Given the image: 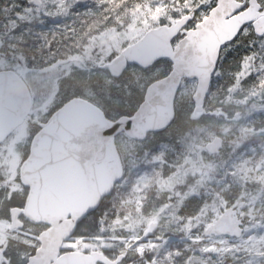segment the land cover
<instances>
[{
    "label": "rangeland",
    "instance_id": "374dc122",
    "mask_svg": "<svg viewBox=\"0 0 264 264\" xmlns=\"http://www.w3.org/2000/svg\"><path fill=\"white\" fill-rule=\"evenodd\" d=\"M25 1L26 5L20 1L25 10L16 11L18 15L13 24L25 13L22 24L29 23L32 17L39 22L49 18L53 28L61 27L59 23L65 22L75 2L40 0L39 5L35 6L31 3L32 0ZM177 2L178 0H150L149 6L139 16H134L130 25L120 27H115L113 5V16L108 30L102 31L97 41H94L96 37L91 41L88 38L80 47H73L71 42L76 41H70V47L67 46L69 52L44 67L29 68L28 60L23 54L28 51L18 44V40L9 42L7 50L0 55V71L12 70L23 77L32 94L34 106L30 117L0 146V249H5L10 254L11 264L26 261L28 254L39 247L34 239L36 236L25 234L28 237L25 238L20 231H13L9 220L8 203L21 197L23 186L18 179L19 166L27 155L32 136L59 105L75 96L89 100L115 116L135 110L142 100L145 87L166 75L169 64L162 60L148 70L130 69L125 74L128 75L127 81L123 76L119 79L111 78L101 67L111 61L106 58L115 56L123 44L129 45L138 41L148 30L164 24L162 21L172 22L176 16H181L187 10H190L188 14L196 11L193 18L199 20L203 11L213 5V0H204L203 4L198 3V0H185L179 5H176ZM259 2L263 11L264 0ZM9 13H12L11 9L0 8V16L3 18ZM96 22L97 20L89 21L86 28L92 29L85 31L87 36L91 34V37L96 33L93 30ZM65 27L70 26L67 24ZM186 27L192 28L190 22ZM48 28L51 29L49 26ZM65 35L69 38L75 37L71 28ZM239 37L243 40L239 50L244 47L243 51L250 55L240 61L234 85L225 87L220 82L228 74H225L227 64L223 60L229 53H234L238 45L233 41L224 47L221 66L215 74L219 86L206 103L207 111L220 112L221 116H204L198 120L191 117V97L195 82L189 81L182 83L175 100V107L179 109L178 122L161 133L159 138L151 136L143 142H134L125 136L117 139L122 158L128 164V176L139 156L152 145H156L158 140L174 141L178 154L171 148L167 159L175 164L176 171L159 186V181L157 182L158 201L154 210L152 208L125 214L121 219L109 222V215L115 210L117 194L115 196L114 193L111 204L102 213L99 226L101 235H98L100 241L82 245L81 249L88 250L99 245L112 249L118 247L120 251H128L130 259H134L133 251L137 247L141 244L150 245L156 239L161 242L156 245L157 252L164 245L166 247L168 242L177 241L183 244L190 253L193 264H232L228 259L236 257L237 254L245 256L243 261L249 264L252 261H256L254 264H264V128L253 130L252 125H245L247 120L264 115V85L242 84L251 71V63L264 57V37L255 36L249 27H244ZM0 48L2 50V46ZM261 80L259 77V81ZM214 137L222 140V148L216 155L211 156L206 152L205 145ZM227 182H234L240 187V193L233 199L230 207L243 221L244 238H204L198 231H204L224 210ZM183 186H186V190L180 195L181 192L177 189ZM121 187H124L122 182L118 189ZM139 198L140 196L134 197L137 211L141 210ZM192 199L195 200L192 202ZM201 199L204 200L202 203ZM146 205L145 201L141 202L142 207ZM117 215L116 212L115 216ZM152 223L156 226L150 227ZM26 227L31 233L38 231L32 224ZM261 228L263 230L258 233ZM143 238L147 240L145 243H141ZM165 239L168 241L166 244L163 242Z\"/></svg>",
    "mask_w": 264,
    "mask_h": 264
},
{
    "label": "water",
    "instance_id": "95a60500",
    "mask_svg": "<svg viewBox=\"0 0 264 264\" xmlns=\"http://www.w3.org/2000/svg\"><path fill=\"white\" fill-rule=\"evenodd\" d=\"M216 6L172 49L170 41L187 24L185 16L170 26L149 30L135 44L124 49L106 65L119 77L128 63L149 68L160 59H170L171 72L151 83L144 100L132 116L115 121L105 118L95 105L73 98L40 125L29 155L19 170L20 182L28 187L22 209L10 211L11 226L19 229L18 216L49 228L39 236L41 247L26 264H110L103 255L66 253L59 257L61 244L72 237L77 225L99 207L122 177L114 137L124 132L143 140L149 132L164 131L174 117V98L182 79H196L193 116L204 112L203 104L221 47L233 41L251 23L257 36H264V12L257 0H216ZM38 6L39 0H32ZM32 107L29 90L13 71H0V144L20 126ZM221 139L206 145L209 154L218 153ZM242 221L228 208L206 228L203 235L239 238ZM4 254L0 250V264Z\"/></svg>",
    "mask_w": 264,
    "mask_h": 264
},
{
    "label": "trees",
    "instance_id": "16d2710c",
    "mask_svg": "<svg viewBox=\"0 0 264 264\" xmlns=\"http://www.w3.org/2000/svg\"><path fill=\"white\" fill-rule=\"evenodd\" d=\"M20 1H23L24 4L26 2L25 0H0V8L11 9L12 11V13L5 15L4 18L0 16V46H2V50L0 48V55L7 50L9 42L18 40V44L23 46L28 51L23 54L28 60L29 68L37 69L57 61L68 53L69 48H67V46H69L70 41H76L71 42L73 47L75 45L80 47L85 40L87 42L88 38L91 39L92 36L89 37L91 34L87 36L85 33V31L92 29L86 28L90 20H98L95 23L96 27H93V29L97 30L95 34L100 33L99 31H104L105 29L107 30L109 24L111 23L109 21L113 16L111 6L115 5V27L128 26L134 16H139L142 10L149 6L150 0H75L71 9V14L66 17L65 22L59 23L61 25L60 28H53L52 21L49 18L46 21L39 22L36 19L34 20L32 17V20L29 23L22 24V19L25 13L22 14V18L17 19L16 23L13 24V20L18 15L16 11L25 10L24 7H21L23 3L20 5ZM182 1L184 2L185 0H178L176 5H179ZM198 1L200 4L204 3V0ZM194 2H197V0H194ZM194 2H192V4ZM16 4L19 6H16ZM208 9L209 8H206L203 11V13L199 16V20L207 14ZM189 12L190 10L185 11V13ZM191 15L192 18L194 15L196 16V11H193ZM199 20L193 18L190 22V26L193 27ZM67 24H69L70 27H65ZM48 26L51 27V29H49ZM70 28L74 32L75 37L69 38L65 35L68 33ZM242 42V37H239L236 40V46L238 45V49L234 53H229L223 60V63L227 64L225 65V70L227 71L225 74H228L226 79L222 78L220 82H223L225 87L234 85L236 82L235 75L240 61L242 59H246L250 55L249 53L243 51L244 47L242 48L243 50H239L242 46ZM220 66L221 63L219 65V69ZM251 67V71L248 72V75L242 81V84L246 86H255L256 83L264 85V57L260 60L252 62ZM259 77L262 79L261 81H259ZM216 89L217 82L215 81L210 89V95H212ZM61 105H59L57 109ZM130 114L131 112L126 115ZM220 114L221 113L218 112V115ZM120 115L124 114H118V116ZM245 125H252L251 128L253 130L264 128V115L257 117V119L254 118L247 120ZM153 136H158L157 138H159L161 134ZM262 136L264 141V134ZM170 146H172L174 153H176L177 150L173 143H157L156 145H152L144 154L139 156L136 165L133 167L132 171L129 172V176L128 172H125V176L122 181L124 187H121L120 189L117 187L114 192L115 196L117 194L115 210L110 213L109 222L121 219L125 214L146 211L152 208L154 210L158 201L156 199L157 180L167 179L168 177L165 176L172 172L174 168V164H171L167 159ZM155 153L157 154L155 155ZM157 158H159V160H156ZM226 185L227 189L224 191L226 200L225 208L230 207L233 199H235L240 193V187L234 182H227ZM217 188H219V186H217ZM26 191L27 190L22 187L20 199L10 200L8 203L10 208L22 207ZM137 191L139 193L137 196H140L138 202L140 203L139 208L141 210L139 211L135 210V201L133 196L134 192ZM129 192L131 193L129 194ZM114 193L101 203L98 210L89 213L84 218L83 222L77 228V236L95 237L100 234L99 226L102 222V213L106 210L107 206L111 204ZM142 201L147 203L145 207L141 206ZM116 212L118 213L117 216H115ZM24 222L27 225L31 224L27 221ZM36 227L41 228L42 226L37 225ZM262 230L263 229L261 228L258 233H261ZM198 232L202 235V230ZM6 253L7 258L9 259L10 254H8V252ZM253 257L256 258L255 255H253ZM191 259L190 253L186 251V247L183 244L175 243L167 246V248L160 253L157 264H193ZM244 259L245 256L237 254L236 257L229 258L228 262H231L232 264H249L246 261H243ZM255 262L252 261L251 264H254Z\"/></svg>",
    "mask_w": 264,
    "mask_h": 264
},
{
    "label": "flooded vegetation",
    "instance_id": "af4514ba",
    "mask_svg": "<svg viewBox=\"0 0 264 264\" xmlns=\"http://www.w3.org/2000/svg\"><path fill=\"white\" fill-rule=\"evenodd\" d=\"M85 244H91V243H89L87 240H83L81 241V243H76L74 240H67L63 243L59 256L66 254L68 252H83L84 254L98 252V253L103 254L111 262V264H124V262L127 260V256H125L124 254L118 253L116 249L114 250L108 247L104 248L102 245H99V247L92 248L90 250L81 249L82 245L86 246ZM32 255L33 253H29L28 258L29 256H32ZM5 262L6 263H2V264H8V261H5ZM21 264H26V261H22Z\"/></svg>",
    "mask_w": 264,
    "mask_h": 264
}]
</instances>
